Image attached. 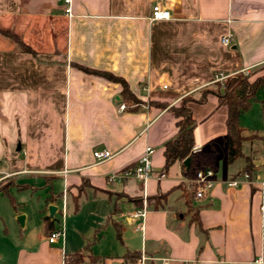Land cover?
Instances as JSON below:
<instances>
[{"label":"crops","instance_id":"0c3cea01","mask_svg":"<svg viewBox=\"0 0 264 264\" xmlns=\"http://www.w3.org/2000/svg\"><path fill=\"white\" fill-rule=\"evenodd\" d=\"M162 5L171 20L152 21V0H71L72 17L65 0H0V31L30 48L0 33V177L44 179L46 208H56L53 216L42 211L41 231L0 255V264H65L77 253L81 264H264V91L249 111L257 126L244 125L249 112L240 119L253 179L245 158L228 161V111L215 95L190 104L196 147L218 151L214 189L203 200L188 197L181 163L159 179L165 145L179 133L171 108L200 98L216 77L264 76V0ZM93 72L122 79L141 105L129 107L122 84ZM147 147L154 173L143 186L130 174ZM99 150L113 159L99 164ZM116 174L123 178L111 181ZM145 198L149 211L137 230L132 213ZM85 200L88 224L80 218ZM46 218L52 231L65 230L63 241L48 242Z\"/></svg>","mask_w":264,"mask_h":264},{"label":"trees","instance_id":"16d2710c","mask_svg":"<svg viewBox=\"0 0 264 264\" xmlns=\"http://www.w3.org/2000/svg\"><path fill=\"white\" fill-rule=\"evenodd\" d=\"M0 33L4 36L9 35L6 31H0ZM9 36L16 40L21 49L24 51L30 50L17 36L11 34ZM86 72L91 73L88 70ZM93 74H100L111 81L122 84L123 95L128 104L137 101L135 99L136 97L130 92L129 87L122 79L108 73L93 72ZM216 85L219 89L218 91L205 90L200 98L187 97L182 100L178 107L171 108L178 119L179 133L174 140L165 145L166 166L164 168V174H167L170 168L176 163H181L185 175L189 178L194 177L198 171L203 169L216 170L218 156L216 148L212 147L193 153V149L196 146L195 131L197 123L193 118L190 107L192 103L203 104L209 95H215L218 97L219 106L226 107L228 111L226 119L227 135L224 138L228 150V161L231 163L240 158H245L247 161L246 174L250 179L254 178L255 175L251 159L244 157L242 153V145L247 140V137L244 136L245 130L241 125L240 119L243 114L251 111L255 104L261 102L259 94L261 91H264V76L253 80L251 75L245 76V74L240 73L228 78L224 85L220 83H216ZM187 160L190 161L189 165L185 164ZM14 181H16V177H11L2 181L0 185L5 182ZM28 187L30 186L26 185L23 190L29 189ZM9 191L8 189L0 190V196H10ZM187 193L188 197L195 198L194 193L190 189H188ZM50 201H55V199L51 198ZM45 223L48 232L51 234L53 232L54 221L51 218H46ZM118 239L122 241L120 229H118ZM131 260L137 261L138 257L132 256ZM82 262L83 257L81 253L68 255L65 258V264H81Z\"/></svg>","mask_w":264,"mask_h":264},{"label":"rangeland","instance_id":"374dc122","mask_svg":"<svg viewBox=\"0 0 264 264\" xmlns=\"http://www.w3.org/2000/svg\"><path fill=\"white\" fill-rule=\"evenodd\" d=\"M19 38V37H18ZM20 39V38H19ZM245 76H249L245 74ZM255 80V78H253ZM227 80L220 83L224 85ZM224 87V86H223ZM208 91H218L217 85H213L206 89ZM261 95H264L261 93ZM137 99V98H135ZM137 102V103H136ZM141 105V102L137 101L128 104L130 107ZM244 125L246 128L252 129L256 125L254 120V112H249L244 118ZM253 139V137H250ZM20 179L14 182H5L0 185V190H10V196H0V255L7 254V251L13 249L16 243L21 242L23 237L27 235H35L41 231L43 227L42 211L46 210V201L50 196L51 188L47 187L44 179L31 177L27 179V182L20 183ZM29 185V189H25V186ZM50 212V209H47ZM18 214L25 217L24 226L19 221ZM70 215V213H69ZM91 202L83 201L80 218L84 224H88L92 220ZM72 216V215H71ZM28 217V226L26 227V218ZM84 257V255H82Z\"/></svg>","mask_w":264,"mask_h":264},{"label":"built area","instance_id":"2783aa9c","mask_svg":"<svg viewBox=\"0 0 264 264\" xmlns=\"http://www.w3.org/2000/svg\"><path fill=\"white\" fill-rule=\"evenodd\" d=\"M154 2L152 16L151 19L154 22H163L169 21L172 19V15L170 11L162 5V0H152ZM67 8L65 9V13L68 17H72V7L71 0H65ZM222 44L225 47H230L232 44L231 37H223ZM227 77L219 76L216 77L214 83H222L227 80ZM166 88V87H165ZM125 109V105L121 106V110ZM199 147L193 149V153L199 152ZM155 150L152 147H147L145 152L142 154L138 163L133 171H131V176L137 182L145 186L152 178H153V155ZM94 158L99 163H105L113 159L114 155L107 150H99L94 152ZM17 173H1L0 183L6 179H9L15 176ZM166 177V174H162L159 179H163ZM245 177L249 179V176L246 174ZM123 178V175H113L110 180L111 181H120ZM189 189L192 193H194L195 198L197 200L205 199L211 191L214 189L216 185V175L215 171L212 169H203L196 173V175L192 178H188ZM240 184L239 181H230L228 183L229 187L235 188ZM148 201L145 198L143 202V206L132 213V218L140 224L137 226V230L143 229V222L145 221L148 215ZM67 212V193H64L63 198V206H62V214L66 215ZM65 238V230L63 228L55 229L50 236L48 237V242L50 244H57L60 241H63Z\"/></svg>","mask_w":264,"mask_h":264},{"label":"water","instance_id":"95a60500","mask_svg":"<svg viewBox=\"0 0 264 264\" xmlns=\"http://www.w3.org/2000/svg\"><path fill=\"white\" fill-rule=\"evenodd\" d=\"M189 163H190L189 160H187V161L185 162L186 165H189ZM55 211H56V208H55V207H51V208H50L51 216L54 215ZM19 221H20L21 225L24 226V224H25V217H24V216H20V217H19Z\"/></svg>","mask_w":264,"mask_h":264}]
</instances>
